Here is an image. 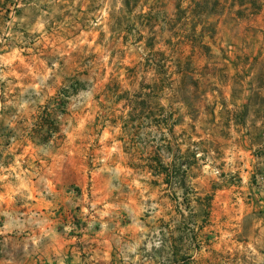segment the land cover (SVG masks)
<instances>
[{"label": "rangeland", "instance_id": "1", "mask_svg": "<svg viewBox=\"0 0 264 264\" xmlns=\"http://www.w3.org/2000/svg\"><path fill=\"white\" fill-rule=\"evenodd\" d=\"M0 0V264H264V0Z\"/></svg>", "mask_w": 264, "mask_h": 264}, {"label": "trees", "instance_id": "2", "mask_svg": "<svg viewBox=\"0 0 264 264\" xmlns=\"http://www.w3.org/2000/svg\"><path fill=\"white\" fill-rule=\"evenodd\" d=\"M253 1H257V7H256V10L259 11L260 10V7H261V3H259L258 0H253Z\"/></svg>", "mask_w": 264, "mask_h": 264}]
</instances>
